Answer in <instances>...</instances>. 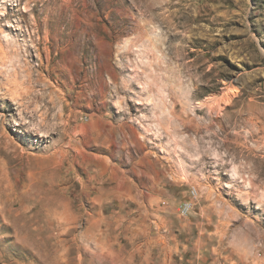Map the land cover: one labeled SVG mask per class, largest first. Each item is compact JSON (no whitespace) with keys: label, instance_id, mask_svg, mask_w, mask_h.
Returning <instances> with one entry per match:
<instances>
[{"label":"rangeland","instance_id":"1","mask_svg":"<svg viewBox=\"0 0 264 264\" xmlns=\"http://www.w3.org/2000/svg\"><path fill=\"white\" fill-rule=\"evenodd\" d=\"M0 264H264V0H0Z\"/></svg>","mask_w":264,"mask_h":264},{"label":"bare ground","instance_id":"2","mask_svg":"<svg viewBox=\"0 0 264 264\" xmlns=\"http://www.w3.org/2000/svg\"><path fill=\"white\" fill-rule=\"evenodd\" d=\"M148 5V4H147ZM146 5V6H147ZM11 41V40H10ZM15 41H16V39H15ZM17 43V42H16ZM10 43H8V45H9ZM14 45V44H13ZM10 46V45H9ZM12 46V45H11ZM171 47V46H170ZM174 50V49H173ZM175 52V51H174ZM224 100H225V102H228V101H230V99H231V96H230V94L229 93H225L224 94ZM223 97H222V99H223ZM214 98V97H213ZM213 98H209L208 97V99H206V100H204V101H200L199 102V105H208L207 107H208V110L210 109L211 110V112H214L215 111V113L216 112H221L219 109H221L222 108V105H220V103L219 104H214V100H213ZM201 107V106H200ZM204 107V106H203ZM206 107V106H205ZM211 112H210V114H211ZM215 113H213L212 115H215ZM218 114V113H217ZM216 114V115H217ZM220 114V113H219ZM253 135V134H252Z\"/></svg>","mask_w":264,"mask_h":264},{"label":"built area","instance_id":"3","mask_svg":"<svg viewBox=\"0 0 264 264\" xmlns=\"http://www.w3.org/2000/svg\"><path fill=\"white\" fill-rule=\"evenodd\" d=\"M197 194H198V191L196 189H194L192 191V196H194V198H196L197 197ZM192 207H193V202H191V203H185L183 205L181 211H182V213L187 214V213L190 212V210L192 209Z\"/></svg>","mask_w":264,"mask_h":264}]
</instances>
